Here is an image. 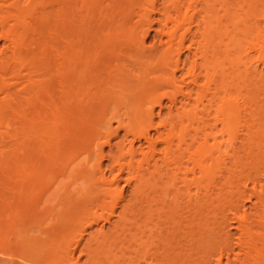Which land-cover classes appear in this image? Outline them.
Segmentation results:
<instances>
[{"label": "bare ground", "instance_id": "obj_1", "mask_svg": "<svg viewBox=\"0 0 264 264\" xmlns=\"http://www.w3.org/2000/svg\"><path fill=\"white\" fill-rule=\"evenodd\" d=\"M0 42V260L264 264V0H0Z\"/></svg>", "mask_w": 264, "mask_h": 264}, {"label": "rangeland", "instance_id": "obj_2", "mask_svg": "<svg viewBox=\"0 0 264 264\" xmlns=\"http://www.w3.org/2000/svg\"><path fill=\"white\" fill-rule=\"evenodd\" d=\"M157 16V15H156ZM154 32H152L151 34H153ZM153 42V38H152V36H150V37H148L147 39H146V41H145V43L147 44V45H149V44H151ZM1 43L2 42H0V45H1ZM262 68V66L261 65H259V69H261ZM163 104L165 105V106H162V108H161V112H160V114L161 115H164V113L165 112H167V106H168V101L166 102V100L165 101H163ZM158 110H159V107L158 106H156L155 107V114L157 115V112H158ZM113 125H115L114 123H113ZM79 126V125H78ZM123 132L122 131H120V133H119V135L121 136V134H122ZM115 136V137H112V139H111V143L110 144H107V145H103V151L105 152V153H110V148H116L115 146L117 145L116 143H120V141L119 140H122V138L120 137V136ZM121 138V139H120ZM124 144H127V142H124ZM113 148V149H114ZM83 155H85V154H83ZM83 155H81V157H83ZM108 160H105V161H103V165H106V163H108L107 162ZM122 184V183H121ZM128 188H129V190H130V187H127L126 188V190H127V192L129 193V190H128ZM126 192V193H127ZM127 193V194H128ZM245 205H244V207L247 209V211H249L250 210V202H245L244 203ZM211 216V215H210ZM212 216H214V214L212 215ZM217 217L219 218V215L218 216H214V218L215 219H217ZM115 219V218H114ZM113 219V220H114ZM212 220H213V217H212ZM218 221L220 220V219H217ZM216 221V220H215ZM215 223H217V222H214L213 223V225L214 226H216V224ZM212 224H211V226H213ZM108 226H110L109 224H105V226L103 227V230L105 229L106 231H107V229H109V227ZM100 227V224L99 225H94L92 228H89V229H87V232L89 233V234H94V232H96V230H98V228ZM227 229H228V233H230V234H233V235H231V238H230V240L233 242V241H235V236L237 235V231H236V229L235 228H230V227H227ZM88 233H86L87 235H84V240H82V242L84 243V241L86 242V238H88V236H90ZM229 234V235H230ZM81 242V245L79 246V248L78 249H76L77 251H75L76 253H74V256L76 257H79V255H77V254H80V247L83 245V243ZM13 246V245H12ZM14 247V246H13ZM12 248V247H11ZM15 248H17L16 246L14 247V248H12V250L14 249V251H17V249L15 250ZM14 251H12V252H14ZM235 251H237V248H235ZM15 253H17V252H15ZM234 253V252H233ZM233 253H231V255H230V258H233ZM21 253L19 252V255H20ZM19 255H16L15 254V256L14 255H9V256H7V258H9V259H2L3 260V262H2V260H0L1 261V264H10V263H12V261H14L15 259H18V261L19 260H21L22 262L23 261H25L24 259H22L23 258V256H22V258H20V257H16V256H19ZM3 257V258H6V256H4L1 252H0V257ZM13 256V257H12ZM82 256V255H81ZM1 257V258H2ZM13 258V259H11V258ZM86 256H82V257H79V262H80V264L82 263V264H84L83 262L85 261L84 260V258H85ZM81 259V260H80ZM10 260V261H9ZM223 262H226V260H227V257L226 256H224L223 257ZM6 261V262H5ZM15 261H17V260H15ZM13 262L12 264H19V262L17 261V262ZM81 261H83V262H81ZM5 262V263H4ZM8 262V263H7ZM10 262V263H9ZM20 264H22V263H20Z\"/></svg>", "mask_w": 264, "mask_h": 264}]
</instances>
